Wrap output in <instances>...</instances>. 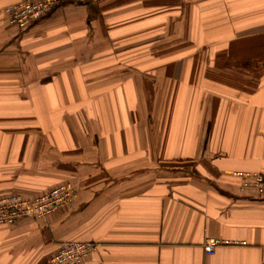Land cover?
Masks as SVG:
<instances>
[{
  "label": "crops",
  "instance_id": "crops-1",
  "mask_svg": "<svg viewBox=\"0 0 264 264\" xmlns=\"http://www.w3.org/2000/svg\"><path fill=\"white\" fill-rule=\"evenodd\" d=\"M0 0V198L61 184L0 225V264H264V0H92L20 31ZM217 240L215 253L204 246Z\"/></svg>",
  "mask_w": 264,
  "mask_h": 264
},
{
  "label": "built area",
  "instance_id": "built-area-1",
  "mask_svg": "<svg viewBox=\"0 0 264 264\" xmlns=\"http://www.w3.org/2000/svg\"><path fill=\"white\" fill-rule=\"evenodd\" d=\"M92 0H22L5 8L10 24L20 31L27 30L33 23L43 19L53 9L71 3H87ZM242 191L264 190V175L261 173L236 174ZM77 185L72 182L52 188L34 199H26L11 194L0 198V225H14L22 218L45 219L59 209L69 205L76 198ZM219 242L209 240L204 246L207 254L215 253ZM91 242H64L50 259L49 264H84V261L97 250Z\"/></svg>",
  "mask_w": 264,
  "mask_h": 264
}]
</instances>
